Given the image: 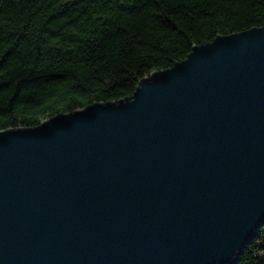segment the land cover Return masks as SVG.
Wrapping results in <instances>:
<instances>
[{"label":"water","instance_id":"95a60500","mask_svg":"<svg viewBox=\"0 0 264 264\" xmlns=\"http://www.w3.org/2000/svg\"><path fill=\"white\" fill-rule=\"evenodd\" d=\"M263 225L264 24L0 130V264H238Z\"/></svg>","mask_w":264,"mask_h":264},{"label":"trees","instance_id":"16d2710c","mask_svg":"<svg viewBox=\"0 0 264 264\" xmlns=\"http://www.w3.org/2000/svg\"><path fill=\"white\" fill-rule=\"evenodd\" d=\"M264 24V0H0V130L132 96L196 45ZM238 264H264V225Z\"/></svg>","mask_w":264,"mask_h":264}]
</instances>
